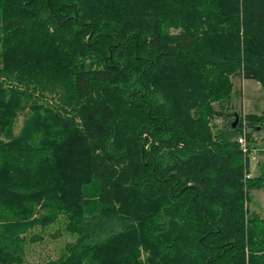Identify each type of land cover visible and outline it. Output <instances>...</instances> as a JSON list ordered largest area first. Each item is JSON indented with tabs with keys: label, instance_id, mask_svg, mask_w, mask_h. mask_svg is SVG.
Returning a JSON list of instances; mask_svg holds the SVG:
<instances>
[{
	"label": "trees",
	"instance_id": "obj_1",
	"mask_svg": "<svg viewBox=\"0 0 264 264\" xmlns=\"http://www.w3.org/2000/svg\"><path fill=\"white\" fill-rule=\"evenodd\" d=\"M238 76L264 0H0V264H264Z\"/></svg>",
	"mask_w": 264,
	"mask_h": 264
},
{
	"label": "rangeland",
	"instance_id": "obj_2",
	"mask_svg": "<svg viewBox=\"0 0 264 264\" xmlns=\"http://www.w3.org/2000/svg\"><path fill=\"white\" fill-rule=\"evenodd\" d=\"M245 96L248 98V109L250 112H262L264 110V87L254 79H248L245 86ZM241 88L239 87V93L235 94L236 102L238 103L239 113H249L241 108ZM235 95L233 99L235 100ZM217 126L219 129L225 126V122L221 120L217 121ZM226 138H236L238 132L233 127H225L220 129ZM255 135L257 136L255 155L256 159H252L251 167L253 166V173L256 175H261V167L264 165V129H256ZM250 197V208L259 211L264 214V189L254 188L249 193ZM81 205H77L74 209H80Z\"/></svg>",
	"mask_w": 264,
	"mask_h": 264
},
{
	"label": "crops",
	"instance_id": "obj_3",
	"mask_svg": "<svg viewBox=\"0 0 264 264\" xmlns=\"http://www.w3.org/2000/svg\"><path fill=\"white\" fill-rule=\"evenodd\" d=\"M247 80L248 79L242 78L241 76H238V77L234 78L235 91H234V94H233L232 99H231V105H232V110L235 111V112H239L238 111L239 110L238 103L236 102V97L237 96L235 95V94L239 93V87L241 88V92H242L241 98H240L241 108L243 110H245L246 112H250V109H248V108H250V107H248V98L245 96V91H244ZM234 95H235V100L233 99ZM262 167H261V169H262ZM252 170H253V166L251 167V171ZM254 175H256V174H254Z\"/></svg>",
	"mask_w": 264,
	"mask_h": 264
},
{
	"label": "built area",
	"instance_id": "obj_4",
	"mask_svg": "<svg viewBox=\"0 0 264 264\" xmlns=\"http://www.w3.org/2000/svg\"><path fill=\"white\" fill-rule=\"evenodd\" d=\"M245 132H246V130H244V133L241 135V136H239V142L241 143V147H242V149H243V151L245 152V153H247L249 150H248V144H247V139H246V134H245ZM250 157H251V161H252V159H256L257 158V156L255 155V149H254V151L251 153V155H250Z\"/></svg>",
	"mask_w": 264,
	"mask_h": 264
},
{
	"label": "water",
	"instance_id": "obj_5",
	"mask_svg": "<svg viewBox=\"0 0 264 264\" xmlns=\"http://www.w3.org/2000/svg\"><path fill=\"white\" fill-rule=\"evenodd\" d=\"M237 123H238V117H236V120H235V122L233 123V126L235 127V126L237 125Z\"/></svg>",
	"mask_w": 264,
	"mask_h": 264
}]
</instances>
